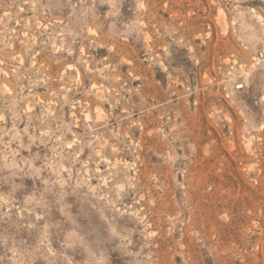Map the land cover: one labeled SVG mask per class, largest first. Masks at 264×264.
<instances>
[{"label": "rangeland", "instance_id": "1", "mask_svg": "<svg viewBox=\"0 0 264 264\" xmlns=\"http://www.w3.org/2000/svg\"><path fill=\"white\" fill-rule=\"evenodd\" d=\"M0 61V264H264V0H0Z\"/></svg>", "mask_w": 264, "mask_h": 264}, {"label": "bare ground", "instance_id": "2", "mask_svg": "<svg viewBox=\"0 0 264 264\" xmlns=\"http://www.w3.org/2000/svg\"><path fill=\"white\" fill-rule=\"evenodd\" d=\"M148 37H149V36H148ZM0 62H1V61H0ZM100 110H101V109H100ZM99 112H100V111H99ZM102 113H103V112H102ZM85 117L88 118V115H86ZM86 118H85V119H86ZM73 139H74V138H73ZM102 182H103V181H102ZM1 197H2V196H1Z\"/></svg>", "mask_w": 264, "mask_h": 264}]
</instances>
